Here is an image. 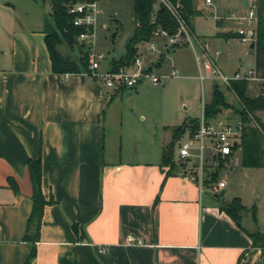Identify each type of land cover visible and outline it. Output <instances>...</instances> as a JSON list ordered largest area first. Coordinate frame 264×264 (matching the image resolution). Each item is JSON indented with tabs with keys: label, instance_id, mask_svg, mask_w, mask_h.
Returning <instances> with one entry per match:
<instances>
[{
	"label": "crops",
	"instance_id": "0c3cea01",
	"mask_svg": "<svg viewBox=\"0 0 264 264\" xmlns=\"http://www.w3.org/2000/svg\"><path fill=\"white\" fill-rule=\"evenodd\" d=\"M0 17V264H25L33 250L29 264H262L218 195L162 165L176 127L163 104L148 123L142 113L152 109L123 104L146 83L124 97L88 73L54 74L44 19L15 28L9 13ZM37 159L46 205L32 244L28 165Z\"/></svg>",
	"mask_w": 264,
	"mask_h": 264
},
{
	"label": "rangeland",
	"instance_id": "374dc122",
	"mask_svg": "<svg viewBox=\"0 0 264 264\" xmlns=\"http://www.w3.org/2000/svg\"><path fill=\"white\" fill-rule=\"evenodd\" d=\"M204 2L205 0H195V7L197 9L200 7V14L199 17L190 20L192 31L203 43L208 44L212 54L215 55V52L220 51L216 59L218 66L226 76H231L233 71L239 69L240 66L244 69L249 68L252 65V57L248 61H243L242 58L243 53L246 54L248 49L241 45L230 31L237 26L233 18L244 15L252 0H211L212 4L209 7H206ZM133 3L134 0H101L97 3L93 41L96 52L106 55L107 61L119 59L125 54V44L132 37L135 26ZM3 12L11 15L15 28H33L40 16L42 19L46 18L50 24L53 23L50 0H0V14ZM215 38H222V40H213L210 45L208 41ZM146 43L143 42L137 46L136 57L147 59L150 56ZM154 43L158 47V52L147 59L152 64L153 71L164 76L174 68L178 71L179 78L162 80L157 86L145 81L146 85L143 87H148L147 92L140 98H134V101L125 98L123 104L137 103L136 107L140 109H152L154 111L152 113H142L145 123L156 120L151 117L156 115L161 103L164 110L168 112L165 122L170 126L177 127L184 122L188 124L189 121H200L203 117L202 104L210 101L212 88L211 82L207 81L201 85L197 80L198 71L193 50L190 47H182L176 48L177 50L167 49L165 52L160 40L157 39ZM76 53L77 49L73 54L76 55ZM161 53L163 62L157 70L161 62L158 60ZM219 86L228 103L234 104L235 98L232 94L222 85L219 84ZM134 92L133 89H125L119 92V96L134 95ZM250 95L255 96L253 93ZM229 115L225 111L218 118H226ZM256 116L264 121V113H257ZM170 133L172 136V128ZM189 134L190 132L186 131L174 145L173 162L176 166L183 162L176 158L175 151L178 144L186 141ZM208 154L209 151H206V155ZM205 166V180H209L210 176L216 173V183L209 184L205 188L210 189L219 182H224L226 187L219 190L217 196L219 201L229 203L234 198L240 199L247 209L240 216V224L250 233L257 231L264 233V168H241L240 152H235L231 157L219 160L217 163L208 159ZM188 167L190 166L184 164L183 169ZM253 208L256 213V224L252 221Z\"/></svg>",
	"mask_w": 264,
	"mask_h": 264
},
{
	"label": "trees",
	"instance_id": "16d2710c",
	"mask_svg": "<svg viewBox=\"0 0 264 264\" xmlns=\"http://www.w3.org/2000/svg\"><path fill=\"white\" fill-rule=\"evenodd\" d=\"M94 0H50L53 23L44 19V42L51 62V70L54 74L73 75L88 73L90 63L89 53L86 47L79 43L78 37L87 30L82 27H75L73 21L75 16L67 12L65 5L69 3H92ZM179 2L183 8V17L190 26V20L199 17V10L195 7V0H171ZM154 0H134L133 16L134 30L132 37L125 44V54L119 59L110 61V68L116 71L121 67H129L136 58L137 46L140 43L151 40L157 27L168 30L171 33L176 31L177 25L171 16L164 10L158 11L155 24L150 23V15ZM258 23L257 41L255 45V65L260 76L264 78V0H258ZM235 37V36H233ZM77 49L76 55L73 53ZM74 55V56H73ZM162 59V56L159 60ZM212 95L203 108V119L206 123L218 119L223 112H228L233 117L240 119L243 129L238 143L232 148V153L240 152V167L245 169L264 168V121L256 116L257 113H264V96H251L248 92V83L232 82L230 91L235 95L234 104L228 103L224 92L218 84L212 85ZM253 117V121L249 118ZM200 121L184 122L178 127L172 128L171 141L162 149V165L172 172L176 168L183 169L184 163L176 166L173 162L174 145L186 131L190 136L199 129ZM219 162V161H218ZM182 165V166H181ZM32 184V212L27 222L25 241L34 244L38 240L40 220L46 202L41 195L40 181V160L28 165ZM216 183V173L204 181V186ZM219 211L227 215L235 224H240V216L247 211L240 199L234 198L229 203L220 202ZM252 221H256V213L252 209ZM250 239L251 247L259 249L264 256V233H250L240 228ZM33 250L25 264L34 257Z\"/></svg>",
	"mask_w": 264,
	"mask_h": 264
},
{
	"label": "built area",
	"instance_id": "2783aa9c",
	"mask_svg": "<svg viewBox=\"0 0 264 264\" xmlns=\"http://www.w3.org/2000/svg\"><path fill=\"white\" fill-rule=\"evenodd\" d=\"M99 1L101 0H94L92 3H69L65 5L67 12L75 16L73 25L87 30L79 35L78 41L86 47L89 53L88 76L92 80L101 82L108 90L120 92L125 89L135 90L145 81L157 86L162 80L179 78V73L174 68L167 75L160 76L156 74L151 69V66L145 65L141 57H136L129 67H121L116 71L108 68L102 72L101 65L109 61H107L106 55L96 52L93 41L97 3ZM257 2L258 0H252L244 15L233 18L237 26L230 31L241 45L246 46V49H249L251 45L254 46L250 55L252 57V65L247 69L241 67L231 76H226L218 66L216 59L220 55V51L215 52V55L210 52L208 44L203 43L185 21L181 4L179 2L173 3L171 0H154L150 23L155 24L158 11L165 10L175 21L177 25L176 31L171 33L161 27H157L151 40L146 43L148 44V51L151 55L158 52V47L154 43L157 39L162 42L161 47L163 50L190 47L193 50L197 66V79L201 85L207 81L211 82V87L213 84H220L232 94L236 101L235 95L230 91V84L232 82H246L248 83V92L250 94L264 96V78L260 76L256 69L254 57L258 23ZM204 4L209 7L212 2L211 0H205ZM204 105L205 103L202 104L203 108ZM249 118L253 121L251 115H249ZM242 129L243 123L237 118H218L213 122L206 123L202 117L198 131L192 136L189 134L186 141L179 143L177 147V159L190 166L185 171L186 179L196 184L200 189H206L204 186L206 178L205 165L208 159L212 160L213 163H217L219 160L231 157L233 155L232 148L235 143H238ZM206 151H209L208 155H206ZM224 188V182H219L215 187L208 190L213 195H218L219 190ZM128 243L140 244V242H136L132 238H128Z\"/></svg>",
	"mask_w": 264,
	"mask_h": 264
},
{
	"label": "water",
	"instance_id": "95a60500",
	"mask_svg": "<svg viewBox=\"0 0 264 264\" xmlns=\"http://www.w3.org/2000/svg\"><path fill=\"white\" fill-rule=\"evenodd\" d=\"M253 48H254L253 45H251V46L249 47L248 52L243 56V61H247V59H248V58L250 57V55H251V52H252ZM235 145H236V143L234 144V146H235ZM262 264H264V259H263V261H262Z\"/></svg>",
	"mask_w": 264,
	"mask_h": 264
}]
</instances>
